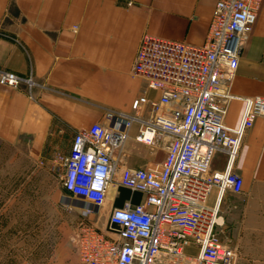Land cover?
Returning a JSON list of instances; mask_svg holds the SVG:
<instances>
[{
  "label": "built area",
  "instance_id": "built-area-1",
  "mask_svg": "<svg viewBox=\"0 0 264 264\" xmlns=\"http://www.w3.org/2000/svg\"><path fill=\"white\" fill-rule=\"evenodd\" d=\"M262 0H217L204 45L142 37L131 73L144 82L130 112L104 111L103 120L74 133L69 153L59 160L61 182L71 198L100 213L110 186L139 193L141 200L111 206L102 229L81 225L72 241L80 264H159L162 253L190 264H236L238 253L223 241L218 223L225 193L240 194L243 179L234 172L244 135L264 117V96L237 97L230 87ZM0 85H23L32 99L31 75L0 71ZM241 99L237 127L225 124L228 104ZM151 152L161 148L160 163L125 165L131 138ZM216 152L227 156L222 171L210 168ZM217 189L214 206L207 199ZM100 216V215H99ZM198 250L188 258L184 249Z\"/></svg>",
  "mask_w": 264,
  "mask_h": 264
},
{
  "label": "crops",
  "instance_id": "crops-1",
  "mask_svg": "<svg viewBox=\"0 0 264 264\" xmlns=\"http://www.w3.org/2000/svg\"><path fill=\"white\" fill-rule=\"evenodd\" d=\"M216 2L0 0V71L31 75L37 84L32 99L23 85H0V150L10 151V162L26 167V181H38L39 174L69 153L77 130L101 122L106 110L130 112L131 102L142 94L155 96L131 73L142 37L202 46ZM230 92L237 97L264 96V0ZM244 107L241 99H232L225 124L237 127ZM134 134L132 129L125 145V165L143 168L160 163L164 154L141 147ZM226 160V154L216 152L211 170H224ZM233 170L243 179V205L234 197L239 194L227 192L222 197L223 241L236 248V264H264V117L246 131ZM217 192L213 188L208 206L215 205ZM239 219L241 225H236ZM197 253L193 243L184 249L188 258Z\"/></svg>",
  "mask_w": 264,
  "mask_h": 264
},
{
  "label": "rangeland",
  "instance_id": "rangeland-1",
  "mask_svg": "<svg viewBox=\"0 0 264 264\" xmlns=\"http://www.w3.org/2000/svg\"><path fill=\"white\" fill-rule=\"evenodd\" d=\"M153 153L160 156L164 150ZM11 155L0 150V264H80L73 234L81 225L103 228L113 193L100 213H85L91 209L89 204L71 198L64 190L59 163L54 161L47 173L39 174L38 181H26V167L10 162ZM234 197L243 205V193ZM236 225H241L240 219ZM220 236L223 240L225 235ZM161 259L159 264H190L165 253Z\"/></svg>",
  "mask_w": 264,
  "mask_h": 264
},
{
  "label": "trees",
  "instance_id": "trees-1",
  "mask_svg": "<svg viewBox=\"0 0 264 264\" xmlns=\"http://www.w3.org/2000/svg\"><path fill=\"white\" fill-rule=\"evenodd\" d=\"M131 198L132 202L137 203L141 198L139 193H131L128 189L119 188L117 196L114 199V206L120 207L124 200Z\"/></svg>",
  "mask_w": 264,
  "mask_h": 264
},
{
  "label": "bare ground",
  "instance_id": "bare-ground-1",
  "mask_svg": "<svg viewBox=\"0 0 264 264\" xmlns=\"http://www.w3.org/2000/svg\"><path fill=\"white\" fill-rule=\"evenodd\" d=\"M113 192V195H114V186H110L109 188V192H108V195L109 193ZM218 223L222 224V220L220 221V218L218 219Z\"/></svg>",
  "mask_w": 264,
  "mask_h": 264
}]
</instances>
